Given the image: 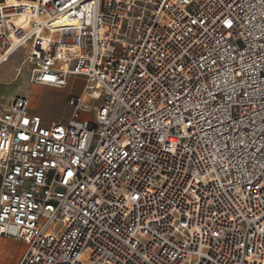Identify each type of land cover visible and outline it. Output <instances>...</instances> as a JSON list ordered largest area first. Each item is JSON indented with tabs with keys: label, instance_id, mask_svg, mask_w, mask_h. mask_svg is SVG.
<instances>
[{
	"label": "built area",
	"instance_id": "2783aa9c",
	"mask_svg": "<svg viewBox=\"0 0 264 264\" xmlns=\"http://www.w3.org/2000/svg\"><path fill=\"white\" fill-rule=\"evenodd\" d=\"M17 56L83 87L0 105V264H264V0H0Z\"/></svg>",
	"mask_w": 264,
	"mask_h": 264
},
{
	"label": "rangeland",
	"instance_id": "374dc122",
	"mask_svg": "<svg viewBox=\"0 0 264 264\" xmlns=\"http://www.w3.org/2000/svg\"><path fill=\"white\" fill-rule=\"evenodd\" d=\"M17 1V0H12ZM21 1V0H20ZM26 1V0H24ZM17 56L14 60L20 65L22 58ZM12 60V62H15ZM8 65L4 64L0 66V92L4 95H9L12 92H29L31 98V104L40 108L42 112H45L46 117L53 119H63L69 117L70 113L73 111V106L68 102L70 95H78L82 90V81L72 80L69 87L59 89L47 86L35 85L33 86L29 81V72L27 65L22 66V70L12 68V76L8 75ZM5 80V84L3 81ZM12 95V94H10ZM11 98V97H10ZM3 102L10 103V100L1 97ZM13 245V246H11ZM7 251L11 248L12 256L8 258L10 261H16L21 252V243L11 242L5 246ZM17 247V248H16ZM16 248V249H15Z\"/></svg>",
	"mask_w": 264,
	"mask_h": 264
},
{
	"label": "crops",
	"instance_id": "0c3cea01",
	"mask_svg": "<svg viewBox=\"0 0 264 264\" xmlns=\"http://www.w3.org/2000/svg\"><path fill=\"white\" fill-rule=\"evenodd\" d=\"M6 64V63H5ZM2 65H4V64H2ZM6 65H8V75L9 76H12L13 77V75L11 74L12 73V68H15V69H18V64L16 63V61L15 62H12L10 65L9 64H6ZM3 83L5 84V80L3 81ZM33 86H35L36 84H32ZM35 87H38V86H35ZM19 92H12V93H10V94H12V95H4L3 94V92H0V95H1V97H4L5 99H7V100H10V102L13 100V98H14V96H16L17 94H18ZM11 97V98H10ZM4 104H8V101L7 102H3ZM32 109L34 110V111H36V112H38V113H43V114H45V112H42L41 110H40V108L39 107H37V106H33L32 105Z\"/></svg>",
	"mask_w": 264,
	"mask_h": 264
},
{
	"label": "bare ground",
	"instance_id": "6f19581e",
	"mask_svg": "<svg viewBox=\"0 0 264 264\" xmlns=\"http://www.w3.org/2000/svg\"><path fill=\"white\" fill-rule=\"evenodd\" d=\"M28 1H30V0H26V1H24V0H21V1L20 0H17V1H14V2H18L19 4H24V3H27ZM91 100H92V98H91L89 92L84 91L83 92V95H82V103L80 104V108L85 107L84 103L85 102H90ZM0 105H3L5 108H11L12 107L11 106V102L9 104H4L1 99H0Z\"/></svg>",
	"mask_w": 264,
	"mask_h": 264
}]
</instances>
